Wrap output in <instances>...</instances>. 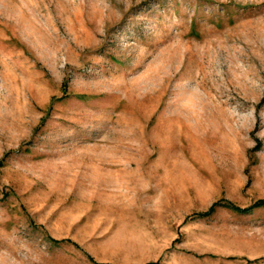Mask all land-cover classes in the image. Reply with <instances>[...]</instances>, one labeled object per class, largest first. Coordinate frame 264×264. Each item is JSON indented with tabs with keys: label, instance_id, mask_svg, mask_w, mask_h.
<instances>
[{
	"label": "rangeland",
	"instance_id": "obj_1",
	"mask_svg": "<svg viewBox=\"0 0 264 264\" xmlns=\"http://www.w3.org/2000/svg\"><path fill=\"white\" fill-rule=\"evenodd\" d=\"M263 197L264 0H0V264H264Z\"/></svg>",
	"mask_w": 264,
	"mask_h": 264
},
{
	"label": "trees",
	"instance_id": "obj_2",
	"mask_svg": "<svg viewBox=\"0 0 264 264\" xmlns=\"http://www.w3.org/2000/svg\"><path fill=\"white\" fill-rule=\"evenodd\" d=\"M261 205H264V197L262 199H259L257 200L256 202H254L253 206H261ZM252 206V207H253ZM233 209L237 210V211H244V210H247V208H240L238 206H232ZM212 209V208H211ZM210 213V210L207 211V212H203L201 214H199L200 216H206ZM60 241V240H59ZM157 263V262H156ZM154 263V264H156ZM96 264H102V263H99V262H96Z\"/></svg>",
	"mask_w": 264,
	"mask_h": 264
}]
</instances>
